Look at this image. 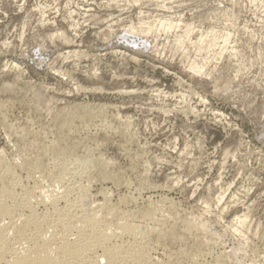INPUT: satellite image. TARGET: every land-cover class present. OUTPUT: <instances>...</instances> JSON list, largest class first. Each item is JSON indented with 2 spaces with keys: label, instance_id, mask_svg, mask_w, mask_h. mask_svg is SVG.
Wrapping results in <instances>:
<instances>
[{
  "label": "rangeland",
  "instance_id": "obj_1",
  "mask_svg": "<svg viewBox=\"0 0 264 264\" xmlns=\"http://www.w3.org/2000/svg\"><path fill=\"white\" fill-rule=\"evenodd\" d=\"M0 125L17 179L90 159L87 203L163 219L157 254L264 264V0H0Z\"/></svg>",
  "mask_w": 264,
  "mask_h": 264
},
{
  "label": "bare ground",
  "instance_id": "obj_2",
  "mask_svg": "<svg viewBox=\"0 0 264 264\" xmlns=\"http://www.w3.org/2000/svg\"><path fill=\"white\" fill-rule=\"evenodd\" d=\"M88 114L92 115L89 112ZM107 126L101 124L100 127H93L91 132L106 131ZM58 148L56 145L50 147V153L56 156L55 160L61 161L62 167H59L61 170L59 174L53 173L51 165H43V163L40 164L41 162L30 165L28 163V166H23V168L26 167L23 169L24 181L17 179L11 171L12 166L5 163L0 151V183L6 178L9 180V184L5 183V186L0 188V264H181L187 259L189 264H194L193 259H189L188 251H185L188 248H182L184 250L177 252L156 253L162 246L164 238L172 241L170 237L173 236L172 242L175 239V232L170 229L168 232L164 231L165 224L161 221L163 219L160 221L158 219L159 223L155 220L157 236H155L156 241H151L153 237L151 236V239L149 237L150 230L145 231L132 224L130 218H133V215L123 209L127 204L124 201L111 204L108 201L109 198L107 199L103 194L104 202L102 201L100 205L97 203L94 207L90 206L89 204L93 202L87 203L91 197L89 185L92 180L90 181L88 168L90 159L87 161L80 158L74 162L70 161L71 164L63 165L64 155ZM56 163L59 162L56 161ZM82 182L87 184L84 185ZM149 212L143 218H152L153 211ZM182 221L181 219V223ZM237 222L240 225L245 222L243 215L237 218ZM191 223L185 224L184 233L188 234L198 229L197 224L196 226ZM196 231L199 232V229ZM175 241L178 242L179 239ZM183 242L181 240L180 244ZM198 252L202 255L204 251ZM227 254L221 251L216 254L208 252L202 257L204 260L209 259L207 264H223Z\"/></svg>",
  "mask_w": 264,
  "mask_h": 264
}]
</instances>
